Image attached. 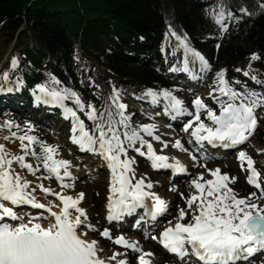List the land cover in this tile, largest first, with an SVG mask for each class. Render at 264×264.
I'll return each mask as SVG.
<instances>
[{"label": "snow or ice", "instance_id": "1", "mask_svg": "<svg viewBox=\"0 0 264 264\" xmlns=\"http://www.w3.org/2000/svg\"><path fill=\"white\" fill-rule=\"evenodd\" d=\"M206 14L223 34L232 22L264 14V0H254L251 6L245 0H214ZM169 34L177 41L172 55L182 50V59L168 71L206 82L213 72L209 60L190 45L186 34L171 28L166 38ZM253 62L264 68V55L251 52L248 64L234 71L259 90L230 79L227 68L215 71L207 92L215 107L193 88L187 89L194 97L191 108L176 95L180 88L145 87L139 95L133 93L135 99L160 109L154 114L141 112L151 122L140 124L133 122L124 91L111 82L105 94L93 77L87 78L88 86L96 89L94 101L46 72V78L30 89L32 104L58 108L69 122L71 143L98 158V169L108 170L107 223L101 227L99 220L92 222L83 204L85 192L75 191L78 166L63 158L62 146L42 139L33 121L20 123L5 110L0 114V264H153L155 253L124 230L122 222L128 217L134 218L132 227L142 231L145 240L174 254L173 264H264V170L241 147L264 119V72ZM19 66L20 58L12 56L9 67L0 72V95L24 87ZM160 116L186 117L181 129L185 135L169 140L158 134ZM209 148L234 150L239 170L253 190L241 195L234 187L237 176L209 167L218 158ZM173 149L187 154L193 172ZM137 156L154 170L190 177L185 181L187 193L174 185L168 189L180 197L174 209L146 174H138ZM88 175H93L90 168ZM97 236L118 249L106 250Z\"/></svg>", "mask_w": 264, "mask_h": 264}, {"label": "trees", "instance_id": "2", "mask_svg": "<svg viewBox=\"0 0 264 264\" xmlns=\"http://www.w3.org/2000/svg\"><path fill=\"white\" fill-rule=\"evenodd\" d=\"M213 2L0 0V29L12 40L22 25L26 26L27 43H21L20 36L17 39L23 46L18 73L23 79L39 69L51 72L65 84L83 86L84 94L95 101V89L88 86L87 78L99 80L98 72L87 62L82 71L74 67L71 63L74 52H81L105 67L110 79L106 80L108 86L111 82L123 90L127 85L154 87L162 84L163 79L148 58L159 56L158 46L171 45L162 39V28L169 20L179 23L195 48L211 60L224 63L233 78L237 75L233 69L239 64L244 68L251 52L264 55V14L243 18L239 25L243 40L223 42L216 51L221 33L206 14ZM245 3L251 6L254 0Z\"/></svg>", "mask_w": 264, "mask_h": 264}, {"label": "rangeland", "instance_id": "3", "mask_svg": "<svg viewBox=\"0 0 264 264\" xmlns=\"http://www.w3.org/2000/svg\"><path fill=\"white\" fill-rule=\"evenodd\" d=\"M169 28H171L172 30H174L177 34H180L179 33V27L175 24H171L169 23L166 28H165V32L164 34L168 33L169 32ZM238 28L233 25L231 27V29L229 30V32L226 34V37H225V40L228 41H231L233 37L236 36V38H238L239 40H241L243 37H239L238 36ZM171 35L169 34L168 37L165 38L168 39L170 38ZM174 42L176 41L175 38L172 39ZM14 43L11 42L10 40V37L9 35L7 34V32H5L4 30H0V72L4 71L5 69H7L9 67V62L11 60V57L12 56H17L19 54V50H21V47L19 48H15V46L13 45ZM12 46H14L12 48ZM78 57V59H77ZM168 59H165L164 63L162 62L163 64V67H165V65L167 64V61ZM73 62L75 65H81L83 62H84V58L83 56H80V55H76L73 59ZM165 64V65H164ZM154 65L156 66L157 70H159V68L161 67L159 65V63L156 61H154ZM220 68H224L223 65L219 64V65H215V67H213V72L210 74L209 76V80L212 81V77L214 76L215 74V71L220 69ZM102 73L103 72H106L105 69H101V68H98ZM163 70V69H162ZM160 72V71H159ZM105 82H101L100 85H102V91L107 94L109 91H110V88L105 86L104 84ZM98 84V83H96ZM203 85V89L200 91L201 94H204L206 93V90H207V87ZM101 87V86H100ZM133 93H136V95H139L140 92L133 88V87H128L127 88V96L129 98L130 101L127 102L128 104V108L129 109H133L135 107V101L137 99H135V97L132 95ZM199 95V94H198ZM194 98V97H192ZM141 107L144 110V112L148 113L149 114V108L150 106L147 105V104H142ZM140 107V109L142 110V108ZM58 131V128L57 130ZM68 132H66V129L64 130V132L61 134V135H56L54 133H50L49 135L47 136H42L41 138L48 141L49 143H52V144H62L63 146H66L67 145V141L66 139L68 140ZM66 136V137H65ZM65 137V138H64ZM251 146L253 149H257V148H261V149H264V122L261 123L260 125V128L257 132V135L256 137L254 138V140L251 141ZM63 148V147H62ZM248 149V148H246ZM248 152H251V148L247 150ZM63 158H66V159H69V158H72V154L67 150L65 149V151H63ZM258 159V162L261 163V164H264V158L259 156L257 157ZM70 160V159H69ZM222 166V165H221ZM226 167V166H225ZM232 169H229V173L231 175H234V176H237L239 177L241 172L239 170V165H238V162H233L232 165H231ZM223 169V167H222ZM86 171H88V168L87 170H84L83 169V173ZM223 171V170H222ZM138 172L140 173H143L145 172L144 174L148 175V171L145 170L144 168H140L138 169ZM105 176L103 174H96L92 177L91 179V183H94V184H91L90 186L89 185H85L83 186L80 185V188L85 190L86 192H88V201H86L84 204H85V208L89 211L90 215H92V222L93 223H96L97 220H99V222H102V211H103V206H104V194H105V190H106V183H105ZM160 179V178H158ZM80 189V190H81ZM159 191L161 190V192L164 194V195H167V192H168V188H166V186H164V188L160 187L158 189ZM240 190V189H239ZM238 191V190H237ZM239 192H242L241 190ZM96 193H99V195H96ZM170 195H168L169 197ZM178 199L179 196H178ZM177 203H180L179 200H175ZM98 214V215H97ZM94 220V221H93ZM111 249V248H110Z\"/></svg>", "mask_w": 264, "mask_h": 264}, {"label": "bare ground", "instance_id": "4", "mask_svg": "<svg viewBox=\"0 0 264 264\" xmlns=\"http://www.w3.org/2000/svg\"><path fill=\"white\" fill-rule=\"evenodd\" d=\"M180 34H181V36H183V34L180 32ZM183 101L185 102V103H187L188 102V98H186V97H184V99H183ZM94 159V158H93ZM89 164V163H88ZM88 166V165H87ZM209 167H212V166H214L213 164H210V165H208ZM215 167H220L221 168V171L223 170L222 169V166H221V164L220 163H217L216 164V166ZM84 170H87V168H84ZM83 171V170H82ZM88 171H86V173H87ZM85 173V172H84ZM85 173V174H86ZM161 184L164 186L165 185V179H161ZM175 203H176V205L177 204H179V203H177L176 201H175ZM92 216V215H91ZM94 221V220H93ZM103 221V220H102ZM103 222H100V224H102ZM160 254H161V252L160 251H158Z\"/></svg>", "mask_w": 264, "mask_h": 264}]
</instances>
